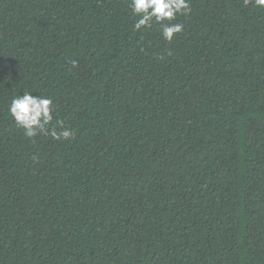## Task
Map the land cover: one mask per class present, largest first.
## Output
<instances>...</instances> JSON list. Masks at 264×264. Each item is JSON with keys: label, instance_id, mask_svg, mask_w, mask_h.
<instances>
[{"label": "trees", "instance_id": "trees-1", "mask_svg": "<svg viewBox=\"0 0 264 264\" xmlns=\"http://www.w3.org/2000/svg\"><path fill=\"white\" fill-rule=\"evenodd\" d=\"M130 5L0 0V264H264V8L167 41ZM24 90L74 135L26 137Z\"/></svg>", "mask_w": 264, "mask_h": 264}, {"label": "clouds", "instance_id": "clouds-1", "mask_svg": "<svg viewBox=\"0 0 264 264\" xmlns=\"http://www.w3.org/2000/svg\"><path fill=\"white\" fill-rule=\"evenodd\" d=\"M249 0H245L248 3ZM255 5L264 8V0H255ZM131 8L137 16L136 28L151 27L153 23L160 25L162 37L171 41L175 34L183 31L182 23H173L178 14L191 12L190 0H131ZM75 65V62H73ZM36 92L38 94H33ZM54 103L50 96L38 91H23L14 96L9 105V112L15 124L24 129V135L35 138L40 134L51 135L53 139L61 137L68 140L74 135L73 130L50 127L54 120ZM60 124V121L56 122Z\"/></svg>", "mask_w": 264, "mask_h": 264}]
</instances>
